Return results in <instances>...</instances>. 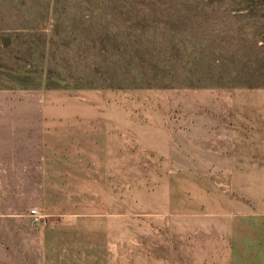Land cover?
I'll return each instance as SVG.
<instances>
[{"label":"rangeland","instance_id":"374dc122","mask_svg":"<svg viewBox=\"0 0 264 264\" xmlns=\"http://www.w3.org/2000/svg\"><path fill=\"white\" fill-rule=\"evenodd\" d=\"M102 240L264 242V0H0V241Z\"/></svg>","mask_w":264,"mask_h":264},{"label":"crops","instance_id":"0c3cea01","mask_svg":"<svg viewBox=\"0 0 264 264\" xmlns=\"http://www.w3.org/2000/svg\"><path fill=\"white\" fill-rule=\"evenodd\" d=\"M201 95L202 166H231L232 150L224 144L231 143L232 135L222 130L220 95ZM22 244L27 243L0 241V264H264V250H257L264 242L256 241H71L34 251Z\"/></svg>","mask_w":264,"mask_h":264},{"label":"built area","instance_id":"2783aa9c","mask_svg":"<svg viewBox=\"0 0 264 264\" xmlns=\"http://www.w3.org/2000/svg\"><path fill=\"white\" fill-rule=\"evenodd\" d=\"M29 215L32 216L35 220L40 219V214L38 213V211L36 209H32L30 211Z\"/></svg>","mask_w":264,"mask_h":264}]
</instances>
